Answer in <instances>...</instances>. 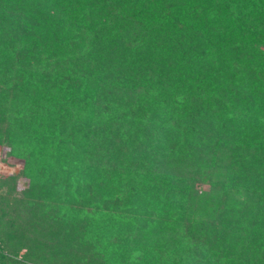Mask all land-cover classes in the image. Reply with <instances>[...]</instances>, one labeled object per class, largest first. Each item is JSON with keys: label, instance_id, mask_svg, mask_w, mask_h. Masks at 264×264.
Instances as JSON below:
<instances>
[{"label": "trees", "instance_id": "16d2710c", "mask_svg": "<svg viewBox=\"0 0 264 264\" xmlns=\"http://www.w3.org/2000/svg\"><path fill=\"white\" fill-rule=\"evenodd\" d=\"M0 160V264H264V0H0Z\"/></svg>", "mask_w": 264, "mask_h": 264}, {"label": "rangeland", "instance_id": "374dc122", "mask_svg": "<svg viewBox=\"0 0 264 264\" xmlns=\"http://www.w3.org/2000/svg\"><path fill=\"white\" fill-rule=\"evenodd\" d=\"M6 152H7V149L4 147L3 150H2V153H1V158H5ZM0 162H2V161L0 160ZM9 164H12V165H11V168L8 167V170H11V172H13V173L15 172V174H17V172L19 171L20 167L22 166V161L17 160V159H11V161H9ZM2 166L3 165L1 163L0 164V169H1ZM3 169L6 170L5 167H3ZM21 183H22V181H21ZM22 185H23V183H22Z\"/></svg>", "mask_w": 264, "mask_h": 264}]
</instances>
